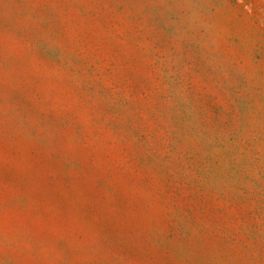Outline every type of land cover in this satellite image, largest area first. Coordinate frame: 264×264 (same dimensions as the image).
<instances>
[{"label":"rangeland","instance_id":"1","mask_svg":"<svg viewBox=\"0 0 264 264\" xmlns=\"http://www.w3.org/2000/svg\"><path fill=\"white\" fill-rule=\"evenodd\" d=\"M0 264H264V0H0Z\"/></svg>","mask_w":264,"mask_h":264}]
</instances>
